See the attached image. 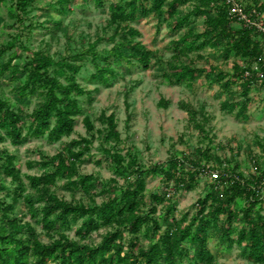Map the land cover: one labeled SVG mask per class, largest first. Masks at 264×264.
I'll list each match as a JSON object with an SVG mask.
<instances>
[{"label":"trees","instance_id":"trees-1","mask_svg":"<svg viewBox=\"0 0 264 264\" xmlns=\"http://www.w3.org/2000/svg\"><path fill=\"white\" fill-rule=\"evenodd\" d=\"M10 1L11 14L21 19L35 0ZM54 1L60 11L68 9V0ZM93 1L99 6L103 4V0ZM183 1L186 0L110 1L107 23L113 31L106 37L111 42L107 48L96 47L100 39L97 37L78 51L55 58L46 50L21 45L28 53L21 61L14 62L19 56L16 49L11 50L16 37L2 43L0 52L11 51L0 62V77L8 72L7 78L17 80L14 91L18 101L32 96L39 97V101L30 111H25L23 106L0 95V142L9 138L16 144L26 137L40 136L56 141L70 134L79 114H83L87 134L70 138L51 155L27 161L28 166L38 164L40 171L24 176L16 155L5 147L0 149V174L9 177L10 184L0 180V191H4L0 196V264H180L184 258L189 264H213L214 254L209 246L212 236L227 247L241 245V252L248 260L264 261V215L260 210L264 165L253 158V170L245 176L238 165L214 155L213 139L197 120L193 107L180 103L187 110L189 123L198 128L206 143L194 147V156L170 154L146 166L138 163L130 152L122 153L117 148L120 131L113 111L99 113L101 125L97 128L84 114L81 96L87 94L88 101L92 96L91 89L77 80L81 60L86 59L93 67L88 79L106 85L116 73L115 63L125 61L148 68L154 51L138 38L141 32L132 22L153 13L157 18H165L171 30L185 28L166 45L172 50L174 61L162 72L164 78L171 83L191 85L203 75L228 94L220 103L222 108L235 109L236 116L245 115L249 90L253 82L260 80L257 69L264 70V36L252 25L231 18L225 0H194L191 8L180 11L178 6ZM239 1L245 10L251 7L264 10L263 1ZM200 14L204 27L197 31L191 25V17ZM207 46L219 48L223 59L234 58L231 71L211 64L196 66L191 59L181 60L190 52L202 57L199 51ZM234 83L240 86L241 98H235ZM159 103L168 102L161 98ZM95 134L114 173L108 178L79 171ZM259 145L264 151V143ZM205 167L217 169L218 176L209 179L205 193L196 198L195 210L190 215L184 211L176 218L171 195L180 188H194ZM149 173L159 175L165 189L151 191L146 198ZM117 176L122 177L121 183ZM59 179L64 180L72 193L80 191L90 200L57 195L52 186ZM26 186L32 189L28 195L23 194ZM97 193L103 195L98 202L94 200ZM163 201L166 204L159 210L158 205ZM18 202L24 206V213L16 212ZM25 213L33 221L24 219ZM168 218L171 220L167 223ZM36 224L47 236L46 241L39 236ZM68 228H73L72 236L65 231ZM100 228L105 231L99 241H90L91 232ZM141 234L148 239L145 245L140 242Z\"/></svg>","mask_w":264,"mask_h":264},{"label":"rangeland","instance_id":"rangeland-1","mask_svg":"<svg viewBox=\"0 0 264 264\" xmlns=\"http://www.w3.org/2000/svg\"><path fill=\"white\" fill-rule=\"evenodd\" d=\"M110 1L112 0H103V4L99 6L93 0H68V9L60 11L54 0H35L29 6V10L23 13V17L18 19L11 14L13 12L11 1L3 0L0 2V46L12 37H16V45L11 50L16 49L19 56L13 59L14 62L21 61L28 53L21 45L32 50H46L55 58L78 51L88 42L95 41L97 37L100 39L96 47L107 48L111 42L106 37L113 31L112 26L107 23L109 16L107 6ZM261 1L264 2L258 0ZM193 2L194 0L183 1L178 9L188 10ZM191 20V25L197 31L203 29L202 14L192 16ZM132 23L141 32L138 38L154 51L148 68L143 69L138 64L125 61L115 63L113 67L116 73L106 85L90 81L87 76L93 67L86 59L81 60L82 66L77 73V80L84 87L91 89L92 96L90 101L87 100V94L81 96V102L84 114L93 121L94 128L101 125L97 118L101 111L105 113L113 111L120 131L117 148L122 153L130 152L138 163L145 166L164 160L170 154L194 156V147L201 143L205 144L206 139L198 128L189 123L187 110L180 105V103H188L195 109L197 120L203 123L208 135L212 137L211 151L214 155L238 165V169L245 176L253 170V158L264 165V151L259 145L260 142L264 143V81L253 82L248 93L249 100L245 115L236 116L235 109L229 111L220 106L221 101L228 98V94L217 82L207 81L201 75L191 85L184 82L171 83L162 75L164 70L169 69V63L174 61L172 50L166 48V45L171 38L177 37L185 29L184 27L171 30L165 18H157L153 13L139 17ZM11 50L0 52V62ZM199 52L202 57L190 52L188 56H182L181 60L188 62L191 59L196 66L206 67L211 64L227 72L231 71V62L234 58L231 56L223 59L219 48L207 46ZM7 75L8 72L0 77V95L15 105L23 106L25 111H30L38 103L39 97L32 96L24 99L23 102L18 101L14 91L17 80L9 79ZM96 86L98 89L94 90ZM232 90L235 98H241L238 83L233 84ZM161 98L167 100V105L159 103ZM82 116L83 114L76 116L70 134L56 141H49L44 136L26 137L21 143L15 144L6 138L0 142V149L5 147L16 155L15 160L23 176L26 173H37L40 171V166L38 164L28 166L27 161L39 160L44 155H51L62 148L70 138L86 135ZM113 143L111 141L110 145ZM100 146L99 137L95 134L90 152L79 165V171L94 172L103 178H108L114 173L111 163L102 153ZM211 161L210 163L214 162L213 159ZM184 164L188 166L187 162ZM24 179L27 182L25 177ZM118 179L121 183L122 177ZM0 180L10 185L9 177L0 174ZM63 181L59 179L52 186L57 195L66 199L90 200L80 191L76 190L72 193ZM209 181L207 175H200L194 188L190 190L180 188L171 193V203L175 207L173 215L176 218L184 211H188L190 215L195 210L196 198L205 193ZM164 189L165 184L159 175L151 173L146 175V198L149 192H163ZM31 192L32 189L26 186L23 194L28 195ZM3 195L2 190L0 196ZM102 198L103 195L100 193L94 195V200L97 202ZM165 204L166 201L161 202L158 205L159 210L163 209ZM260 210L264 215V189ZM16 212L20 214L25 212L21 202L16 204ZM24 219L33 221L28 213L24 214ZM170 220L168 218L166 222ZM36 229L41 239L46 241L48 238L39 224H36ZM65 231L70 236L74 234L73 228ZM104 231V228H100L91 232L89 240L98 242ZM140 237L141 244L145 245L148 239L142 234ZM209 246L214 254L213 264H264V261L248 260L241 252V245L233 244L227 247L224 243L218 242L214 236L209 239ZM180 264H189L188 259L184 258Z\"/></svg>","mask_w":264,"mask_h":264},{"label":"built area","instance_id":"built-area-1","mask_svg":"<svg viewBox=\"0 0 264 264\" xmlns=\"http://www.w3.org/2000/svg\"><path fill=\"white\" fill-rule=\"evenodd\" d=\"M228 6V14L242 24L252 25L261 35L264 36V10H256L251 7L245 10L244 5L239 0H225ZM254 67H257L255 65ZM257 75L260 80L264 81V70L257 69ZM203 175H207L209 179H215L218 176L217 169H203Z\"/></svg>","mask_w":264,"mask_h":264}]
</instances>
